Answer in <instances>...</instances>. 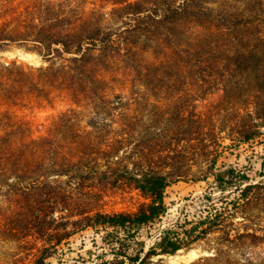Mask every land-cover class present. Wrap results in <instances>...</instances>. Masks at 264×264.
<instances>
[{
	"label": "trees",
	"instance_id": "obj_1",
	"mask_svg": "<svg viewBox=\"0 0 264 264\" xmlns=\"http://www.w3.org/2000/svg\"><path fill=\"white\" fill-rule=\"evenodd\" d=\"M11 45L48 61L36 67L0 61V185L22 202L20 210L43 218L28 222L45 234L32 264H47L57 244L87 227L101 233L110 255L94 264H139L211 232L226 242L264 239V226L245 211L253 193L264 199V181L234 165L215 167L223 149L259 134L254 121L230 117L231 133L221 135L218 112L230 92L231 113L243 110L254 119V79L264 91V57L254 60L264 54V0H0V50ZM180 83L198 91L185 101L177 95L151 103V129L133 135L142 95L123 90ZM204 83L218 92L217 101H205L213 93ZM54 90L75 106L34 134L12 106ZM183 158L202 164L184 166ZM208 176L192 218L155 227L167 209L169 184ZM123 187L146 201L134 210H102L106 192ZM238 213L244 215L234 223ZM143 228L146 235L156 231L147 249Z\"/></svg>",
	"mask_w": 264,
	"mask_h": 264
},
{
	"label": "rangeland",
	"instance_id": "obj_2",
	"mask_svg": "<svg viewBox=\"0 0 264 264\" xmlns=\"http://www.w3.org/2000/svg\"><path fill=\"white\" fill-rule=\"evenodd\" d=\"M257 28L258 25H254V29ZM259 42V40L254 39V44L257 45ZM261 56L264 57V54L261 55L258 52L254 55V60L261 58ZM3 60H16L17 63L32 67L48 63L35 51L16 45L0 50V61ZM220 72H222L220 82H228L229 73L226 72V69L222 68ZM204 84L202 88L213 93L205 101H217L218 92L212 90L213 86L210 84ZM135 91L142 95L139 105L142 113L138 122L132 125L133 135H136L138 131L143 133L151 129L149 122V115L152 113L150 110L152 108L151 103L163 104L172 101L173 97L176 98L177 95L185 101L187 97H190L189 95L195 94L198 88L191 83L189 85L180 83L174 87L166 85L137 86L123 90L124 93L129 95L135 94ZM259 92L254 79V119L244 116L243 110L239 112L240 115L242 114L241 116L231 113L229 100H226L230 98V92L222 97L223 99L219 104L222 109L218 112L219 117L222 119L219 133L225 137L231 133L230 128L234 120L230 122L229 118L233 117L240 124L254 121V128L258 129L259 134L252 140L240 142L238 145L223 149L215 166L218 169L222 167V164L225 166L234 165L245 170L250 180L254 182L264 181V91ZM202 93H205V91H202ZM258 93L259 95L256 97L255 95ZM31 95L19 100L18 104L12 106V108L18 118L28 122L34 134L42 133L57 112L75 106L67 95L58 90H54L46 96ZM235 103L242 106L241 98H236ZM161 125L164 127L167 124L156 123L158 127ZM229 142L228 138L223 141L224 144ZM129 159L131 158L126 160L127 163H130L131 160ZM180 163L192 168L202 164L200 158L196 160L183 158L180 159ZM211 181L212 177L208 176L206 180L196 181L183 178L169 184L164 193L167 209L160 221L155 224V227L167 226L178 220L181 221L185 217L192 218L197 212V195H200ZM7 189V186L0 185V264H32L37 254H39L37 248L44 243L45 234L37 226H28V222H38L41 219L43 221V218H35L29 212L25 213L21 209L22 212L18 208L19 203L22 202L7 192ZM252 198V202L245 211L254 213V223L257 222L264 226V209L260 210L263 207L262 200H264L261 197V191L253 193ZM144 201L146 199L139 190L123 187L108 190L100 200V205L101 209L106 211L134 210ZM242 215L244 214H236L233 222L240 221ZM148 233L150 234L146 235L145 229H142V237L145 239L144 249H147L151 244L156 231L153 228ZM100 235V232L90 227L77 230L57 244L56 249L45 261L47 264H94L102 259H109L108 246L102 243ZM219 235V232H211L174 253L151 255L145 257L139 264H264V239L246 238L241 241L226 242L221 240Z\"/></svg>",
	"mask_w": 264,
	"mask_h": 264
}]
</instances>
